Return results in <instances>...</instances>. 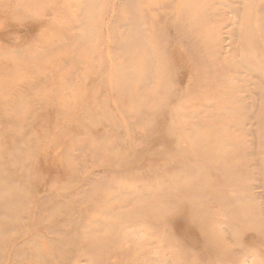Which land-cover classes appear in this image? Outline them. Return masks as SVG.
Wrapping results in <instances>:
<instances>
[{
	"label": "rangeland",
	"instance_id": "obj_1",
	"mask_svg": "<svg viewBox=\"0 0 264 264\" xmlns=\"http://www.w3.org/2000/svg\"><path fill=\"white\" fill-rule=\"evenodd\" d=\"M0 264H264V0H0Z\"/></svg>",
	"mask_w": 264,
	"mask_h": 264
},
{
	"label": "bare ground",
	"instance_id": "obj_2",
	"mask_svg": "<svg viewBox=\"0 0 264 264\" xmlns=\"http://www.w3.org/2000/svg\"><path fill=\"white\" fill-rule=\"evenodd\" d=\"M177 27H178L179 31L184 30V28H181V24H178Z\"/></svg>",
	"mask_w": 264,
	"mask_h": 264
}]
</instances>
